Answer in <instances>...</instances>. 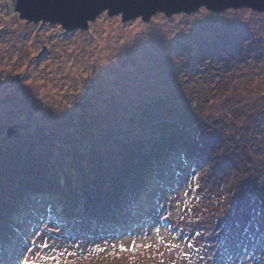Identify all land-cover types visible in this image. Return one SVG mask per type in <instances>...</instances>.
<instances>
[{
    "label": "rangeland",
    "instance_id": "obj_1",
    "mask_svg": "<svg viewBox=\"0 0 264 264\" xmlns=\"http://www.w3.org/2000/svg\"><path fill=\"white\" fill-rule=\"evenodd\" d=\"M18 8L0 0V264L42 240L75 264H264V11L69 29ZM166 129L179 173L132 191L129 156Z\"/></svg>",
    "mask_w": 264,
    "mask_h": 264
},
{
    "label": "water",
    "instance_id": "obj_2",
    "mask_svg": "<svg viewBox=\"0 0 264 264\" xmlns=\"http://www.w3.org/2000/svg\"><path fill=\"white\" fill-rule=\"evenodd\" d=\"M23 12L36 20L58 21L69 29L83 26L86 20L95 18L100 12H121L124 18L137 16L149 17L159 10L166 16L176 11L190 12L201 6L213 10H222L238 6H247L264 11V0H18ZM15 133L12 127L6 131L10 137Z\"/></svg>",
    "mask_w": 264,
    "mask_h": 264
},
{
    "label": "trees",
    "instance_id": "obj_3",
    "mask_svg": "<svg viewBox=\"0 0 264 264\" xmlns=\"http://www.w3.org/2000/svg\"><path fill=\"white\" fill-rule=\"evenodd\" d=\"M150 122H154V121L151 120ZM172 123L173 125H171ZM179 123L181 122L172 120V122H170V126L172 128L179 127L177 129H180L181 126L179 125ZM181 129L185 131L184 128L181 127ZM165 131L168 133L166 134L167 137H165V139H163L161 142L148 141L146 145H144L145 143L143 142L141 144L142 149L140 147H135L133 151V155L129 156L130 162H132L133 159L137 161V163H133V167H134L133 172H137V173L133 180L135 189H133L132 191H135L136 193H138L139 191H143V189H145L147 181L151 180V179L147 180L148 179L147 176L151 173H153V175L159 176L157 179H154L153 182H160V181L163 182L167 180L169 181V178H171L170 177L171 173L169 172L173 170L176 171L175 173L177 174L179 173V170L173 167V164L177 159L176 157L178 155L175 154L176 151L175 141L177 139L175 138V134L171 133V130L166 129ZM169 132L171 134H169ZM179 140H181V138H179ZM137 149L139 150L137 151ZM178 149L180 152H182L185 155L184 157L185 160L190 158V156L185 152L186 148L180 147ZM140 150H142L143 152L140 153L139 152ZM144 172H148V174H146L145 176ZM128 175L129 173L127 174V176L122 178L123 184L128 183V181L130 180V178H128ZM132 196H133L132 200L135 201L136 200V198L134 197L135 195ZM45 197L46 196H44V199ZM1 237L2 234H0V241L3 240Z\"/></svg>",
    "mask_w": 264,
    "mask_h": 264
},
{
    "label": "snow or ice",
    "instance_id": "obj_4",
    "mask_svg": "<svg viewBox=\"0 0 264 264\" xmlns=\"http://www.w3.org/2000/svg\"><path fill=\"white\" fill-rule=\"evenodd\" d=\"M41 2H43V0H41ZM157 231H159V230H157ZM32 243L35 244L36 241H32ZM135 246H136L135 242H130L129 247L125 248L122 246L121 251H128L129 248L134 250ZM38 247L43 248L44 250H47L50 253V254L44 255L41 258L39 264H75V261H73L71 259V257L76 255L75 253L68 252L67 250L60 251L57 253L54 245H50L43 240L38 245ZM142 247H150V246L145 244V245H142ZM169 247H171V245H169ZM188 247H191V245H188ZM28 251L31 252L33 250L31 248H29ZM22 264H37V261L31 260L29 258H24L22 261Z\"/></svg>",
    "mask_w": 264,
    "mask_h": 264
},
{
    "label": "bare ground",
    "instance_id": "obj_5",
    "mask_svg": "<svg viewBox=\"0 0 264 264\" xmlns=\"http://www.w3.org/2000/svg\"><path fill=\"white\" fill-rule=\"evenodd\" d=\"M18 9L21 11V13H23V7H22V5L19 4V8H18ZM45 21H47V20H45ZM87 21H88V20H86V22H87ZM86 22H85V23H86Z\"/></svg>",
    "mask_w": 264,
    "mask_h": 264
}]
</instances>
